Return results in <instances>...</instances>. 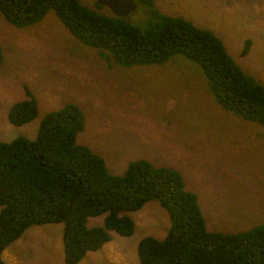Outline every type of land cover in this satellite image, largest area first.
Listing matches in <instances>:
<instances>
[{
    "label": "rangeland",
    "instance_id": "374dc122",
    "mask_svg": "<svg viewBox=\"0 0 264 264\" xmlns=\"http://www.w3.org/2000/svg\"><path fill=\"white\" fill-rule=\"evenodd\" d=\"M78 1L90 11L113 15L96 0ZM154 5L211 30L231 58L264 87V0H154ZM143 13L137 6L124 18L138 26ZM26 38L33 49L25 47ZM245 39L250 44L241 56ZM107 56L105 49L78 42L49 9L20 28L0 12V142L32 139L43 113L74 104L82 114L75 142L99 155L109 174L121 175L127 162L136 159L170 167L184 189L196 194L207 231L234 233L263 224L264 126L218 105L200 66L180 54L127 66ZM53 82L60 90L53 89ZM21 83L35 98L37 115L12 125L6 112L25 98ZM127 214L133 220L129 236L110 231L108 242L75 264H138L139 239H162L167 212L149 200ZM102 216H88L85 223L99 226ZM62 248L60 223L32 224L0 256L6 264H64ZM114 250L123 262L109 257ZM89 253L94 261L88 260Z\"/></svg>",
    "mask_w": 264,
    "mask_h": 264
},
{
    "label": "trees",
    "instance_id": "16d2710c",
    "mask_svg": "<svg viewBox=\"0 0 264 264\" xmlns=\"http://www.w3.org/2000/svg\"><path fill=\"white\" fill-rule=\"evenodd\" d=\"M134 1L144 10L138 26L90 11L78 0H0V12L20 28L49 9L78 42L107 50V59L122 66L180 54L200 66L218 105L264 126L263 84L211 30L161 12L154 0ZM249 44L243 41L241 56ZM21 87L25 98L6 112L12 125L37 115L35 98L26 84ZM81 130L78 106L66 104L40 116L32 139L0 142V253L28 226L60 223L63 262L75 264L108 242L110 231L129 236L133 220L127 212L155 200L167 212V230L162 239H139L138 264H264V223L234 233L207 231L196 194L184 189L176 170L136 159L121 175H111L99 155L75 142ZM99 215L101 225H86V217ZM0 264H6L1 256Z\"/></svg>",
    "mask_w": 264,
    "mask_h": 264
},
{
    "label": "water",
    "instance_id": "95a60500",
    "mask_svg": "<svg viewBox=\"0 0 264 264\" xmlns=\"http://www.w3.org/2000/svg\"><path fill=\"white\" fill-rule=\"evenodd\" d=\"M96 3L106 6L114 16L122 18L137 7V3L134 0H96Z\"/></svg>",
    "mask_w": 264,
    "mask_h": 264
},
{
    "label": "crops",
    "instance_id": "0c3cea01",
    "mask_svg": "<svg viewBox=\"0 0 264 264\" xmlns=\"http://www.w3.org/2000/svg\"><path fill=\"white\" fill-rule=\"evenodd\" d=\"M17 39V38H16ZM15 39V40H16ZM18 40H19V43H21L20 42V38H18ZM26 40H27V42H26V46L25 47H31V49H33V46L32 45H29V40H28V38H26ZM27 50H29L28 48H27ZM32 51H34V50H32ZM15 69V68H14ZM16 70V69H15ZM15 73H13V74H11L8 78H10V77H12L13 75H14ZM8 81H13V80H8ZM41 83V82H40ZM22 84V83H21ZM21 84H20V88H19V90L21 89L22 90V87H21ZM28 85H29V82H28ZM52 87H53V89L55 90V91H57L58 89L60 90V88H58V86H56V84L53 82L52 83ZM110 235H111V233H109ZM108 248H110V246H108ZM92 253H89L88 254V256H87V258H88V260H90V261H94V259H95V256H94V258H92L90 255H91ZM109 257L110 258H114L116 261H119V262H123V260H122V258H121V256L114 250V252H111L110 254H109ZM119 257L121 258V259H119ZM13 263H15L16 264V262L14 261V260H11ZM9 264V263H8ZM20 264H24V263H20Z\"/></svg>",
    "mask_w": 264,
    "mask_h": 264
}]
</instances>
